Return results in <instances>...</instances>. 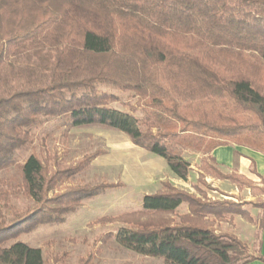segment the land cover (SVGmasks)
Masks as SVG:
<instances>
[{
	"label": "trees",
	"instance_id": "obj_1",
	"mask_svg": "<svg viewBox=\"0 0 264 264\" xmlns=\"http://www.w3.org/2000/svg\"><path fill=\"white\" fill-rule=\"evenodd\" d=\"M53 120L121 132L183 182L187 155L199 156L193 193L165 181L141 209L100 220L124 225L108 234L120 246L163 264L264 262L218 232L234 216L250 219L245 206L264 208V199L212 200L204 190L208 178L257 189L212 153L264 154V0H0V174L17 166L21 184L12 188L28 199L12 205L0 188V264H43L19 239L119 185L57 191L105 153L73 166L56 160L53 171L35 153L24 158L35 131Z\"/></svg>",
	"mask_w": 264,
	"mask_h": 264
},
{
	"label": "rangeland",
	"instance_id": "obj_2",
	"mask_svg": "<svg viewBox=\"0 0 264 264\" xmlns=\"http://www.w3.org/2000/svg\"><path fill=\"white\" fill-rule=\"evenodd\" d=\"M112 106L129 112L127 107L117 104ZM98 151L105 154L97 157L90 166L74 177L60 182L57 191L86 184L119 185L84 201L64 223L41 226L19 240L29 246L33 250L32 256L43 264H163L162 259L137 255L120 246L114 237H108V234H115L123 224L100 220L114 219L141 209L142 198L156 193L165 181L193 193L192 186L197 182L195 174H192L188 183L175 184L172 181L174 176L165 160L136 147L127 135L97 126L67 129L61 127L58 120H53L35 131L34 142L24 158L35 153L53 171L56 169V160L65 166H73L84 154ZM187 158L192 163V171L198 168V155L190 154ZM208 181L210 185L204 187L207 198L225 200L226 197L222 194L226 188L222 187L221 191H217L212 182ZM18 184H21V175L17 166L0 174V188L10 194L11 204L24 207L28 204V199L20 192L14 193L15 189L12 188ZM255 184L258 185L255 194L261 197L260 190H264V185L258 182ZM246 195L248 192L244 190L242 196ZM242 196L238 199H243ZM251 208L253 207L250 205L245 206L248 212ZM184 212L185 207L178 211L180 214ZM240 218L249 220L234 216L230 223H221L218 232L234 235L231 225ZM245 243L252 251L257 248L250 239L245 240Z\"/></svg>",
	"mask_w": 264,
	"mask_h": 264
},
{
	"label": "crops",
	"instance_id": "obj_3",
	"mask_svg": "<svg viewBox=\"0 0 264 264\" xmlns=\"http://www.w3.org/2000/svg\"><path fill=\"white\" fill-rule=\"evenodd\" d=\"M212 156L216 160L218 166L227 173L234 172L246 176L254 183H261V181L264 180V154L260 152L241 146H223L215 149ZM160 159L162 160V158ZM198 173V168H194V171H191L189 181L192 178V174H195L198 179ZM208 180L212 182V185L217 191H221L222 187H224L226 190L223 191V194L234 196L235 198L242 196L244 190L247 191L248 195L242 196L243 200L246 202H251L258 197L256 194L252 193L250 189L239 190L237 186L230 181L214 180L211 178H208L207 181ZM172 181L175 182V184L188 183L176 178ZM255 185L258 186L257 184ZM262 196L261 198L264 199V195ZM234 200L237 201V199ZM249 214L250 219L248 221L241 218L239 221H234L233 225H231L232 231L234 235L244 243L245 240L250 239L253 245L255 247L257 246V248L252 251L248 245L251 254L264 258V208L253 207L249 210ZM248 264H264V262L255 260Z\"/></svg>",
	"mask_w": 264,
	"mask_h": 264
},
{
	"label": "bare ground",
	"instance_id": "obj_4",
	"mask_svg": "<svg viewBox=\"0 0 264 264\" xmlns=\"http://www.w3.org/2000/svg\"><path fill=\"white\" fill-rule=\"evenodd\" d=\"M128 156V155H127ZM140 158V157H139Z\"/></svg>",
	"mask_w": 264,
	"mask_h": 264
}]
</instances>
